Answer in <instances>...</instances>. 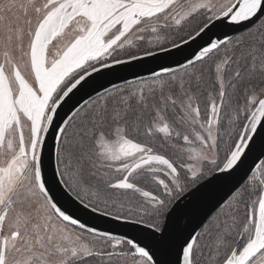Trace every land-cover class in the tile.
Here are the masks:
<instances>
[{"label": "snow or ice", "instance_id": "snow-or-ice-1", "mask_svg": "<svg viewBox=\"0 0 264 264\" xmlns=\"http://www.w3.org/2000/svg\"><path fill=\"white\" fill-rule=\"evenodd\" d=\"M262 157L264 0H0V264H264Z\"/></svg>", "mask_w": 264, "mask_h": 264}, {"label": "water", "instance_id": "water-1", "mask_svg": "<svg viewBox=\"0 0 264 264\" xmlns=\"http://www.w3.org/2000/svg\"><path fill=\"white\" fill-rule=\"evenodd\" d=\"M231 34L236 35L238 33ZM200 42L202 43V41ZM185 47L186 51L183 53H177L174 51L171 55L160 54L157 57L148 58L143 62H134L128 66H123L113 70L109 75L104 76L99 81V83L104 84L106 87H111V83L123 84L125 79L135 80L140 76H150V69L156 68L158 70L159 65L161 64L171 67H178L179 65L175 61L182 60L183 56L189 55L191 52V49L187 48V46ZM192 48H195V44L192 45ZM109 81H111V83H109ZM96 87L99 91H103V88H99L98 84ZM88 91H91V89H88ZM91 95L95 97V92H91ZM85 98H87V96ZM60 116H63V113H60ZM54 135L55 133L49 132L50 140ZM54 165L55 157L53 154L50 173L54 171ZM238 179L239 176L227 182L214 181L213 183L209 184L207 188H203L195 197L189 194L185 199V205H187L186 209L177 213V215L181 218L180 228L182 230H191L193 227H195L218 202L230 194L232 185L235 184L236 180ZM182 207H184V205H182ZM84 219H87L90 224H95L102 230H110L116 235H137L136 233L132 232L129 226L120 222H114L107 219H91L89 217H84Z\"/></svg>", "mask_w": 264, "mask_h": 264}]
</instances>
